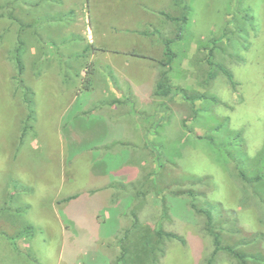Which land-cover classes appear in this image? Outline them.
Segmentation results:
<instances>
[{
    "label": "rangeland",
    "instance_id": "1",
    "mask_svg": "<svg viewBox=\"0 0 264 264\" xmlns=\"http://www.w3.org/2000/svg\"><path fill=\"white\" fill-rule=\"evenodd\" d=\"M11 2L0 0V15L17 18L0 16V264H120L136 217L142 229L186 240L165 242L157 264H206L214 247L205 219L188 196L172 194L188 189L200 206L227 209L237 232H224V244L257 238L264 253V207L226 151L242 145L248 172L259 170L264 0H188L185 32L171 45L175 96L166 99L155 79L164 41L179 36L177 21L161 15H180L174 0ZM19 37L38 114L22 144L27 110L11 56ZM33 48L45 51L40 62ZM208 61L225 65L236 85L209 78ZM196 93L207 98H185ZM233 133L241 137L231 145ZM258 189L264 197V183ZM215 264L237 263L220 253Z\"/></svg>",
    "mask_w": 264,
    "mask_h": 264
},
{
    "label": "trees",
    "instance_id": "2",
    "mask_svg": "<svg viewBox=\"0 0 264 264\" xmlns=\"http://www.w3.org/2000/svg\"><path fill=\"white\" fill-rule=\"evenodd\" d=\"M10 3L13 4L11 0ZM173 6L175 9H178L180 11V15L178 17H174L171 14L165 12L161 13V15H164L165 19H167L168 21H177V31L178 35L180 36H176V39L174 37V39H167L164 41L165 58L158 62L161 67V71L158 73L156 80L155 95L163 99H166L170 96H175V93L173 92V83L170 77V72L172 71L171 65L177 55L171 49V45H173L176 40H179L185 32V27L187 25V22L189 21L190 12V5L188 3V0H174ZM0 16H7V18H11L13 21L17 20L16 15L15 13H13L12 10L9 15L1 13ZM21 27H23V31L26 28H30V26L25 25H21ZM27 50L28 48L25 41L19 37L16 47L11 51V56L15 64V68L17 70L18 86L22 88L23 99L27 110V115L25 117V120L23 121L21 144L23 143L26 134L30 131L31 128H33V125H31V123L33 121L35 122L38 117V114L36 113L34 108L35 92L32 90L31 87L26 85L25 80L23 78L26 71V65L23 59V55L25 51L27 52ZM208 63L210 67L213 66V68H215L212 72L210 71V73H207L209 75V78H214V80H216L220 77V74H223L227 77L230 85H232L233 87L236 85L233 78V73L225 65L223 66L221 63H213L212 61H208ZM207 82L208 80L204 81L203 86H205ZM185 96L184 97L186 99H190L193 104L196 100H204L207 98L205 94L199 93H196V96H191L189 98L187 95ZM116 103H119V101H114V104ZM240 137V133H233L229 142H231L232 145V142ZM204 138H206V136L200 137V139ZM241 146L242 145L236 146V154L234 155L230 147L229 149L226 148L229 160L234 165V170L236 172L235 176L238 181L253 190L254 195L260 200L261 204L264 207V197L260 196L258 189L259 185L261 183H264V149L262 151L263 154L260 158L259 170L256 172H248L247 164L250 159L246 158L244 155L241 154ZM196 182L202 183L203 179H198L193 183ZM153 184L158 187L156 180L153 181ZM144 185V183L141 184L142 187ZM172 194H174L175 196H188L190 199L191 208L205 219L204 230L212 238L214 247L213 252L207 259L206 264H215L220 253L227 254L230 259L235 261L237 264H264V253L258 250L259 248L256 247V245L260 242V240H258L257 238H254L250 241H238L234 245L223 243L224 232H228L231 230L232 233H234L237 232V229L236 224L233 223L234 221L232 220V217L228 218L225 216V212L227 211V209H224L221 204H212L210 202H207L200 206L199 200L201 198V195L197 193L194 189L174 191ZM144 195H146V192H143L142 190H137V197ZM167 211L168 209H165V214L167 213ZM147 229L148 228L142 229L136 217V220L134 221L132 227L125 231L124 236L120 241V243L122 244L123 252L122 258L119 259V261L121 262L120 264H129L128 259H130L132 264H157L158 255L160 253H163L165 249V242L177 241L180 242L183 246L186 245L185 238L180 235H177L172 232H167L162 228H158L157 230L153 231V233H151V231L149 232V229ZM136 235H138L137 238L139 239V243L137 245H128L127 242L126 244H124L125 241L129 240V238ZM250 245H253V247L255 246V252L248 253L247 251L243 250L246 246Z\"/></svg>",
    "mask_w": 264,
    "mask_h": 264
},
{
    "label": "crops",
    "instance_id": "3",
    "mask_svg": "<svg viewBox=\"0 0 264 264\" xmlns=\"http://www.w3.org/2000/svg\"><path fill=\"white\" fill-rule=\"evenodd\" d=\"M36 32V31H35ZM35 35L37 36V37H39V35L38 34H36L35 33ZM88 39H89V44L90 43H93V45L95 44V42H94V38L90 35V33L88 34ZM49 43V42H48ZM45 46H46V43H45ZM48 46H50V44L48 45ZM49 49V48H48ZM97 50H101V51H105L106 52V50H103L102 48H95V53H96V51ZM48 51V50H47ZM44 50H42L41 51V49H38V52H37V49L36 48H33L32 49V54H33V56L36 58V56L37 55H40V58L38 59L39 60V62H40V59H41V55H44ZM114 53H119V52H114ZM44 63H46L45 61H43ZM56 64H58V62L56 63ZM155 84H156V79H155Z\"/></svg>",
    "mask_w": 264,
    "mask_h": 264
}]
</instances>
